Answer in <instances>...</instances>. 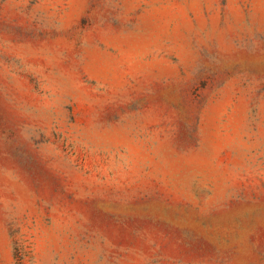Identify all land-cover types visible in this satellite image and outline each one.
Here are the masks:
<instances>
[{
  "label": "rangeland",
  "instance_id": "rangeland-1",
  "mask_svg": "<svg viewBox=\"0 0 264 264\" xmlns=\"http://www.w3.org/2000/svg\"><path fill=\"white\" fill-rule=\"evenodd\" d=\"M0 264H264V0H0Z\"/></svg>",
  "mask_w": 264,
  "mask_h": 264
}]
</instances>
